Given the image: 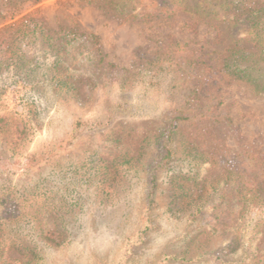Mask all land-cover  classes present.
Masks as SVG:
<instances>
[{
  "label": "rangeland",
  "instance_id": "374dc122",
  "mask_svg": "<svg viewBox=\"0 0 264 264\" xmlns=\"http://www.w3.org/2000/svg\"><path fill=\"white\" fill-rule=\"evenodd\" d=\"M104 1L0 0V264H264V210L241 218L225 201L201 218L198 205H214L208 191L186 193L165 166L154 208L145 205L156 135L181 110L216 107L223 119L183 125L173 142L179 165L196 148L264 156V97L217 60L238 28L187 12L140 23ZM159 3L132 1L150 11ZM26 16L50 32L18 28ZM71 28L96 43L66 44ZM170 41L211 69L144 70ZM180 76L202 91L197 106L174 98Z\"/></svg>",
  "mask_w": 264,
  "mask_h": 264
},
{
  "label": "trees",
  "instance_id": "16d2710c",
  "mask_svg": "<svg viewBox=\"0 0 264 264\" xmlns=\"http://www.w3.org/2000/svg\"><path fill=\"white\" fill-rule=\"evenodd\" d=\"M132 1L105 0L104 2L106 7L115 11L121 18L140 23L168 21L176 18L179 13L185 12L201 19L232 23L240 33L227 47L216 52L221 73L232 81L247 85L257 95L264 97V0H160L159 7L153 11L146 6L140 8L132 5ZM15 25L17 24H13L12 28ZM190 26L195 27L196 24ZM17 27L33 29L34 34L38 30L44 36L50 32L44 21L36 20L32 16L23 18ZM66 31L68 45L83 44L91 47L96 43L97 38L94 35L80 33L76 28ZM95 56L96 54L92 55L93 58ZM202 67L206 70L211 69V66L203 60L197 61L194 52H189L178 41H170L165 52L151 57L144 70L158 77L165 71H168L167 74L181 72L190 74L196 68L199 71ZM178 80L179 82L172 87L174 98L183 103L182 108L197 106L202 91L194 80L190 83L183 82L184 79L181 76ZM200 112V116L189 117L184 110H181L176 116L167 120L156 135L155 142L160 155L148 173V187L145 191L147 209L154 208L157 197V171L165 166L168 167L167 180L172 182L180 179L186 193L193 194V191L194 193L200 191L205 195L208 191L207 198L212 199L211 203L214 205L209 208L205 203L199 204L197 212L201 214V218L204 214H209L212 208L218 209L223 203L226 204L225 201L227 206L232 207L241 218L254 208L264 210L262 209L264 208V156H258L257 152L242 149L238 152L229 151L219 155L218 150L213 149L209 153L203 148L201 150L196 148L192 151H195L197 155L184 158V162L180 163L182 165L174 159L173 142L183 125L189 122L202 123L212 119L213 124H219L223 119L216 112V107H209ZM211 226L205 225V229L213 230ZM146 230L148 228L139 232V236H142ZM261 232L264 233V227ZM237 240L236 233L231 239L230 246L233 247Z\"/></svg>",
  "mask_w": 264,
  "mask_h": 264
}]
</instances>
